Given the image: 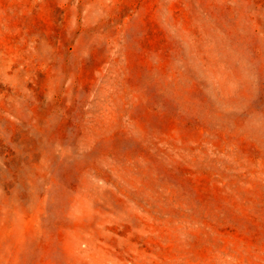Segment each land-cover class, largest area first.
Listing matches in <instances>:
<instances>
[{"label":"rangeland","instance_id":"obj_1","mask_svg":"<svg viewBox=\"0 0 264 264\" xmlns=\"http://www.w3.org/2000/svg\"><path fill=\"white\" fill-rule=\"evenodd\" d=\"M0 264H264V0H0Z\"/></svg>","mask_w":264,"mask_h":264}]
</instances>
